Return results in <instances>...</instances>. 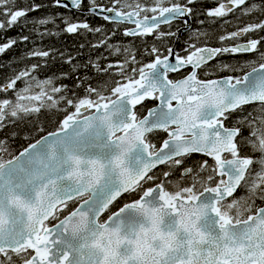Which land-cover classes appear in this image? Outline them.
Listing matches in <instances>:
<instances>
[{
	"label": "snow or ice",
	"instance_id": "6c2138e0",
	"mask_svg": "<svg viewBox=\"0 0 264 264\" xmlns=\"http://www.w3.org/2000/svg\"><path fill=\"white\" fill-rule=\"evenodd\" d=\"M51 4L114 27L60 15L84 42L0 79V264H264V0ZM44 9L0 0V58L55 35Z\"/></svg>",
	"mask_w": 264,
	"mask_h": 264
},
{
	"label": "trees",
	"instance_id": "16d2710c",
	"mask_svg": "<svg viewBox=\"0 0 264 264\" xmlns=\"http://www.w3.org/2000/svg\"><path fill=\"white\" fill-rule=\"evenodd\" d=\"M28 2H29V0H23V3H25V4ZM42 3L45 5V9L40 12V17H45L47 15V18L50 21L54 22V23H50L49 27L51 28V31L55 35L54 36L45 35L43 37V39L41 40L39 34H36L33 37L31 44H20L19 46L14 48L11 52H9L7 55L0 58V79H3V77H5L7 75H11L13 72L17 71L22 66V64H24V63L31 64L34 62L31 60H25V57L27 55V51L30 48H34V47H44V48H52V49H61L62 48L67 53V51L70 49L74 51L76 46L79 43L84 42L82 37L65 35L63 32L59 31L58 29L62 28L63 26L59 23V19H54V16H53V14L55 13L54 10L47 8V6L50 5V2L42 0ZM32 15H33V19L37 18L36 13H33ZM69 19H74V18L70 17ZM202 19H205V18L202 17ZM242 20H245L246 23L251 22L250 20H248L247 17H243ZM239 21L240 20H238V22ZM90 22L96 26H104L105 29L114 27V26H109L106 23H105V25H103V24L101 25V23L97 19L90 20ZM171 28L177 29V26H173V27L171 26ZM200 28L203 30L210 31V32L214 33L212 40H211V44L213 46H219L216 37L223 33L219 27H217L215 24L211 23L210 20H207L206 25H200ZM22 34L23 35H30V36L33 35V33L31 31H23ZM7 35L8 36H16V31L13 30L12 32L7 33ZM87 39L94 40L95 35L89 36V37H87ZM127 39L128 38H124V37L120 36L118 33L117 36L115 37V40L118 42L116 44V46L117 47H120V46L130 47V45L126 42ZM133 43L139 44L140 41L134 40ZM151 43H152V41L149 40V46ZM171 44L172 45L174 44L172 38H171ZM180 46H181L180 43L176 44L177 49H179ZM85 54H87V50H85ZM241 59H243V58H236L234 60L227 59V61L231 62V63H235ZM52 70L56 71V72L66 71L67 66L66 65L61 66L59 63H57ZM41 75H44V73L42 72ZM148 106L151 107L152 106L151 103H149ZM49 127L52 128V127H54V125L50 124Z\"/></svg>",
	"mask_w": 264,
	"mask_h": 264
},
{
	"label": "flooded vegetation",
	"instance_id": "af4514ba",
	"mask_svg": "<svg viewBox=\"0 0 264 264\" xmlns=\"http://www.w3.org/2000/svg\"><path fill=\"white\" fill-rule=\"evenodd\" d=\"M45 1H48V2H50V5H48L47 6V8L48 9H52V10H54V14H53V16H54V19H59V16L60 15H63L65 18H67V19H69L70 17H73L74 19L75 18H79V19H81V20H83V19H85V18H89L90 20H95V19H97V18H94L93 17V14L92 13H89V12H86V13H84V14H82V15H80V14H78L77 13V11L76 10H73V9H71V10H66V9H63V8H57V7H54V6H52V4H51V0H45ZM98 2H101V3H104V4H108L109 2H110V0H98ZM61 13V14H60ZM87 14V15H86ZM36 16H37V18H39L40 17V13H36ZM46 17H47V15H46ZM199 19H202V16L201 17H199ZM236 18H232L231 20H229L226 24H224V23H221V25L222 24H224L223 25V27H222V29H220L223 33L224 32H230V31H232V23H233V21L235 20ZM100 23H101V25L103 24V25H105V21H103L102 19H97ZM211 21V20H210ZM211 23H213L212 21H211ZM243 23H246V21L245 20H243ZM107 24V23H106ZM193 24L197 27V28H200V25L197 23V20H196V18H194L193 19ZM239 26H243V24H242V22H241V20L237 23ZM107 25H109V26H114V25H110V24H107ZM173 26H177V29H173V28H171V30L172 31H175V32H177L178 33V37H179V43L181 44V45H183L184 43H185V41H186V38L190 35V31L191 30H187L186 32H181V29L182 28H184L185 26L183 25V24H181L179 21H176V22H174L173 23V25H172V27ZM118 27H120V28H123V25H120V26H118ZM165 27H167V26H165ZM223 28H225L226 30L224 31L223 30ZM173 39H174V41H173V47H176V39H177V37H173ZM240 42H243L242 40L240 41ZM167 43V42H166ZM177 48V47H176ZM236 58H245L243 55H241V56H239V57H233V56H228V55H225L223 58H221L222 59V61L224 62V63H231V62H228L227 61V59H229V60H234V59H236ZM233 64V63H232Z\"/></svg>",
	"mask_w": 264,
	"mask_h": 264
},
{
	"label": "rangeland",
	"instance_id": "374dc122",
	"mask_svg": "<svg viewBox=\"0 0 264 264\" xmlns=\"http://www.w3.org/2000/svg\"><path fill=\"white\" fill-rule=\"evenodd\" d=\"M238 23V19H235L234 21H233V23H232V30H234V29H236L237 27H239V25L237 24ZM224 24H226V23H224ZM224 24H222L221 25V23H220V25H219V28L220 29H222V27H223V25ZM223 30L225 31L226 29L225 28H223ZM172 40L174 41V39L172 38ZM245 62V58H243V59H241V60H239L238 62H235V63H233V64H237V63H241V64H243ZM152 105V104H151ZM153 106V105H152Z\"/></svg>",
	"mask_w": 264,
	"mask_h": 264
},
{
	"label": "water",
	"instance_id": "95a60500",
	"mask_svg": "<svg viewBox=\"0 0 264 264\" xmlns=\"http://www.w3.org/2000/svg\"><path fill=\"white\" fill-rule=\"evenodd\" d=\"M74 10V9H73ZM89 13H92V11H89ZM93 14V13H92ZM188 29H185V27L184 28H182L181 29V32H186Z\"/></svg>",
	"mask_w": 264,
	"mask_h": 264
},
{
	"label": "bare ground",
	"instance_id": "6f19581e",
	"mask_svg": "<svg viewBox=\"0 0 264 264\" xmlns=\"http://www.w3.org/2000/svg\"><path fill=\"white\" fill-rule=\"evenodd\" d=\"M87 15V14H86Z\"/></svg>",
	"mask_w": 264,
	"mask_h": 264
}]
</instances>
